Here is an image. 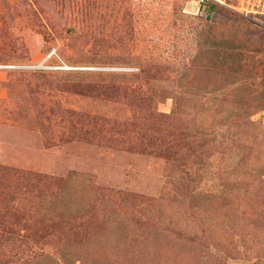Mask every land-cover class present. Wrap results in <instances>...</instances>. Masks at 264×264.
<instances>
[{
  "label": "rangeland",
  "instance_id": "1",
  "mask_svg": "<svg viewBox=\"0 0 264 264\" xmlns=\"http://www.w3.org/2000/svg\"><path fill=\"white\" fill-rule=\"evenodd\" d=\"M227 4L0 0V264H264V16Z\"/></svg>",
  "mask_w": 264,
  "mask_h": 264
},
{
  "label": "built area",
  "instance_id": "2",
  "mask_svg": "<svg viewBox=\"0 0 264 264\" xmlns=\"http://www.w3.org/2000/svg\"><path fill=\"white\" fill-rule=\"evenodd\" d=\"M185 5L192 6L195 9V13L209 11L210 6H228L227 0H182ZM244 14H259L264 16V0H240V5L236 7ZM55 54V50H52L48 55ZM2 67V65H0ZM26 67L27 66H21ZM31 68V67H30Z\"/></svg>",
  "mask_w": 264,
  "mask_h": 264
},
{
  "label": "trees",
  "instance_id": "3",
  "mask_svg": "<svg viewBox=\"0 0 264 264\" xmlns=\"http://www.w3.org/2000/svg\"><path fill=\"white\" fill-rule=\"evenodd\" d=\"M209 10H211V11L214 10V6H210Z\"/></svg>",
  "mask_w": 264,
  "mask_h": 264
}]
</instances>
